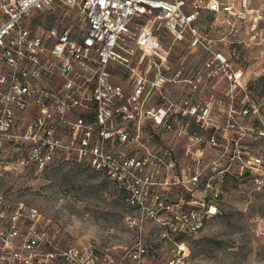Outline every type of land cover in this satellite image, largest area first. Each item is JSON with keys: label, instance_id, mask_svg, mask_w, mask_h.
I'll list each match as a JSON object with an SVG mask.
<instances>
[{"label": "built area", "instance_id": "built-area-1", "mask_svg": "<svg viewBox=\"0 0 264 264\" xmlns=\"http://www.w3.org/2000/svg\"><path fill=\"white\" fill-rule=\"evenodd\" d=\"M55 8L75 10L78 25L64 18L38 22L39 13ZM205 11L258 19L251 0L0 1V167L39 172L55 161H74L107 176L135 213L128 215L137 229L126 254L130 264H148L147 220L174 245L167 264H185L190 252L183 238L221 213L222 182L233 165L264 188V124L228 140L226 166L204 164L200 146L218 142L213 102L170 99L173 47L186 41L199 48ZM165 35L172 42L164 43ZM226 62L217 53L206 63L208 77L215 75L214 63ZM242 75L231 74L233 88ZM201 79L173 81L196 88ZM246 136L253 146L244 143ZM168 138L196 147L184 151L190 162L174 153ZM60 227L44 222L38 208L0 193V264H123L91 242L66 239Z\"/></svg>", "mask_w": 264, "mask_h": 264}, {"label": "rangeland", "instance_id": "rangeland-1", "mask_svg": "<svg viewBox=\"0 0 264 264\" xmlns=\"http://www.w3.org/2000/svg\"><path fill=\"white\" fill-rule=\"evenodd\" d=\"M251 7L258 16L255 22L203 12L199 20L202 44L192 49L186 41L179 42L170 57V99L179 103L182 97L188 104L213 102L218 142L216 146L206 142L200 146L204 164L218 160L221 167L226 166L228 140L235 138L237 132H247L248 127L264 124V0H251ZM61 18L78 25L75 10L67 8L39 13L38 22ZM163 41L172 42L166 35ZM217 53L227 62L214 63L215 75L208 77L210 69L206 63L214 61ZM179 68L182 74L175 77L173 71ZM237 71L243 74L241 86L233 88L230 76ZM198 75L202 79L196 88L173 81ZM193 128L191 124L189 130ZM158 131L161 142L164 133ZM165 136L174 138L172 134ZM202 136L206 140L208 133L203 132ZM246 139L244 143L254 145L251 137ZM170 143L177 156L190 162L184 151H195L196 147L186 139ZM229 170L222 182L221 213L208 220L194 236L183 238L190 252L185 264H264V188L257 189L251 177L239 175L237 165ZM172 192L176 194L177 190ZM0 193H6L13 202L23 201L38 208L43 221L61 226L63 237L73 243L91 242L98 253L108 251L123 264H130L126 254L135 242L137 229L130 227L128 215L135 213L126 206L121 190L101 172L74 161H55L39 172L30 168L14 173L0 167ZM258 227L260 235L256 234ZM159 229L153 220H147L142 228L149 248L148 264H167L173 254L174 245L161 239Z\"/></svg>", "mask_w": 264, "mask_h": 264}]
</instances>
